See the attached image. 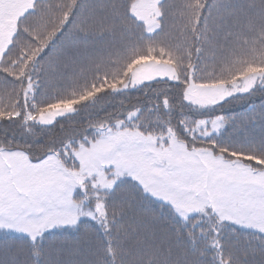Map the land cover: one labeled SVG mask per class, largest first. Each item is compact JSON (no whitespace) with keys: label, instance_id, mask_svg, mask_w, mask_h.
<instances>
[{"label":"snow or ice","instance_id":"1","mask_svg":"<svg viewBox=\"0 0 264 264\" xmlns=\"http://www.w3.org/2000/svg\"><path fill=\"white\" fill-rule=\"evenodd\" d=\"M0 264H264V0H0Z\"/></svg>","mask_w":264,"mask_h":264},{"label":"trees","instance_id":"2","mask_svg":"<svg viewBox=\"0 0 264 264\" xmlns=\"http://www.w3.org/2000/svg\"><path fill=\"white\" fill-rule=\"evenodd\" d=\"M252 103H255L256 105H259L261 103V100L257 96L256 98L253 99ZM232 107L235 109L236 112H242L245 109L241 106L240 102H236Z\"/></svg>","mask_w":264,"mask_h":264}]
</instances>
